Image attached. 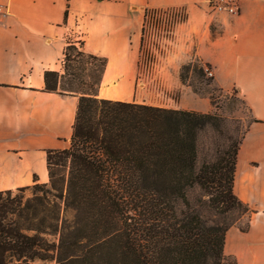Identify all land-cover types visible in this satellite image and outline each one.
Masks as SVG:
<instances>
[{"label":"trees","instance_id":"1","mask_svg":"<svg viewBox=\"0 0 264 264\" xmlns=\"http://www.w3.org/2000/svg\"><path fill=\"white\" fill-rule=\"evenodd\" d=\"M107 61L70 39L64 73L45 72L47 91L79 96L74 131L47 149L48 181L0 190V264H224L229 228L250 227L235 192L247 129L220 144L213 110L100 97Z\"/></svg>","mask_w":264,"mask_h":264},{"label":"crops","instance_id":"2","mask_svg":"<svg viewBox=\"0 0 264 264\" xmlns=\"http://www.w3.org/2000/svg\"><path fill=\"white\" fill-rule=\"evenodd\" d=\"M208 2L0 0L9 10L0 14V190L48 181L47 149L70 145L79 96L45 89L47 70L64 73L70 39L107 57L100 97L141 103L137 76L145 10L185 7L190 19L179 32L169 88L189 95L180 69L197 57L212 66L217 86L237 89L248 105L252 120L239 150L235 192L252 215L247 231L238 225L227 231L224 264H264V0H242L238 15L214 20L203 16ZM182 108L209 112L214 105L204 95Z\"/></svg>","mask_w":264,"mask_h":264},{"label":"rangeland","instance_id":"3","mask_svg":"<svg viewBox=\"0 0 264 264\" xmlns=\"http://www.w3.org/2000/svg\"><path fill=\"white\" fill-rule=\"evenodd\" d=\"M203 16L210 20H214L219 16L230 15H212L207 11L206 7ZM178 53V44L176 45V48L173 46H164L162 51L158 50L155 52L154 58L150 60L151 62L147 63L143 72H139L137 76V100L141 103H160L168 105L171 108L184 109L182 107L194 105L195 98L202 97L204 95L210 96L214 105L213 111L224 117L221 124L224 134H221L220 132L215 133L212 129H210L209 134H206L203 137V154V152H206L208 147L213 146L214 142L212 132H214V137L218 140V143L222 144L227 140L228 136H226V134L240 136L243 132H245L252 120V115L248 105L245 103L241 93H239L237 89H231L230 91L224 90L215 84L214 76H209L207 73L199 74L196 66L194 65L189 69L184 70L183 66L189 64L190 61H194L202 66L208 65L212 68L211 65L202 62V60L197 57L185 62L180 69L181 81L183 85L185 84L186 89H190L189 95H184L180 87L169 88L168 81L171 77L170 71L173 66L174 58L178 55ZM92 62L93 61H91V59L87 58L84 65L93 67L94 63ZM145 64V61H143L142 67H144ZM183 70L186 75L184 78L182 75ZM107 87H112V83ZM105 89L106 86H104L103 90ZM115 92V95H120L119 90ZM248 220L249 218L246 216L242 219L241 223L245 225Z\"/></svg>","mask_w":264,"mask_h":264},{"label":"built area","instance_id":"4","mask_svg":"<svg viewBox=\"0 0 264 264\" xmlns=\"http://www.w3.org/2000/svg\"><path fill=\"white\" fill-rule=\"evenodd\" d=\"M207 11L212 15H238L242 11V0H209ZM7 13H9L8 8L0 5V14ZM189 19V11L185 7L148 8L145 10L140 51V73L154 58L155 52L162 51L164 46L176 48L180 29L189 22ZM143 61L146 63L144 67H142ZM204 68L209 76L215 75L210 66L204 65Z\"/></svg>","mask_w":264,"mask_h":264}]
</instances>
